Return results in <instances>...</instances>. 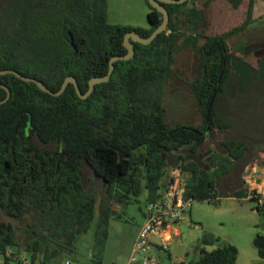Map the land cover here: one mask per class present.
<instances>
[{
  "label": "trees",
  "instance_id": "obj_1",
  "mask_svg": "<svg viewBox=\"0 0 264 264\" xmlns=\"http://www.w3.org/2000/svg\"><path fill=\"white\" fill-rule=\"evenodd\" d=\"M228 1L237 7L241 0ZM146 2L149 27L110 23L108 0H0V70H17L52 91L72 75L84 93L90 78L107 73L111 57L126 53L127 31L146 37L162 22V14ZM164 5L167 28L148 44L134 42L133 58L114 61L109 80L95 84L84 99L72 83L55 96L34 82L0 74V83L10 90L0 104V254L5 263L8 248L15 249L17 264L24 259L47 264L61 251H74V241L89 229L97 203L81 184L83 160L101 176L104 188L97 249L108 235L113 203H128L140 195L142 185L147 198L154 199L169 165L189 174L186 194L194 200L218 205L221 196L245 199L250 194L241 173L257 151L264 157V148L239 121L221 116L219 103L232 89L256 84V69L264 73L263 62L255 68L237 60L227 41L250 21L252 0L241 25L206 35L203 42V9L188 2ZM180 41L198 54L190 81L202 115L198 124L165 121L164 89ZM6 93L0 86V100ZM215 128L225 132L224 151L209 157L210 172L200 166L199 154ZM41 143H53L58 151ZM263 206L255 208L261 211ZM13 221L31 237L23 246ZM193 249L197 258L178 264H237V247L210 232H203ZM257 251L264 258V248Z\"/></svg>",
  "mask_w": 264,
  "mask_h": 264
},
{
  "label": "rangeland",
  "instance_id": "obj_2",
  "mask_svg": "<svg viewBox=\"0 0 264 264\" xmlns=\"http://www.w3.org/2000/svg\"><path fill=\"white\" fill-rule=\"evenodd\" d=\"M196 1L198 5H203L205 1V21L202 30L207 35L221 33L240 24L246 16L248 7V0H243L236 9L231 7L227 0ZM253 8L255 20L245 30L230 37L232 48L237 49L243 46V56L246 60H252L264 52V0H254ZM148 10L146 0H108V21L113 24L148 27ZM200 42H203V39ZM182 43V41L179 42V49L175 54L172 67L173 72L164 89L163 104L166 110V122L168 124H198L202 122V115L190 88V81L197 70L198 54L192 46ZM256 43L259 45H254ZM261 64L252 67L256 68ZM256 73L255 78H258L255 81L256 84H249L242 89L234 88L235 90L230 91L228 98H222L223 100L219 103V114L225 116L224 118L228 121L233 122V119L239 121L237 125H243L250 132V137H254L264 148V73L257 69ZM232 131L237 132V129ZM224 139L225 132L218 128L208 132L200 148L199 162L202 168L213 171L209 157L214 152L224 151L221 143ZM253 168L256 171L259 168L262 174L261 179H258V186L253 185L259 191L260 201L251 202L248 199L251 196L249 192L245 199L221 196L218 205L206 200H193L185 218L174 224L177 233L172 235L164 249L152 251L157 256L159 264H178L181 261L187 263L196 259L198 254L193 246L205 231L237 247V264H264V258L259 256L254 246L255 238L264 236V206L261 211L255 208L257 204L262 205L261 201L264 203V194H262L264 157L259 151L255 154L251 165L241 173V179L244 182ZM171 169V165L167 166L166 173ZM255 175L257 176L258 172ZM188 176L189 174H186V177ZM84 180L86 190L95 196L97 201L91 225L85 233L76 237L74 251H61L59 256L47 264H63L66 260H69L71 264H128L133 241L144 220L147 204L146 188L142 185L140 195L132 196L128 203H113L108 235L102 247L97 249L95 248V230L98 221V204L104 195V188L101 181L92 174H86ZM13 222L17 228V241L23 246L31 237L26 235L21 224L17 221ZM214 246H206V248L211 249ZM8 249L15 252L14 248ZM0 262L5 264L1 254ZM7 262L6 264H17L13 260Z\"/></svg>",
  "mask_w": 264,
  "mask_h": 264
},
{
  "label": "built area",
  "instance_id": "obj_3",
  "mask_svg": "<svg viewBox=\"0 0 264 264\" xmlns=\"http://www.w3.org/2000/svg\"><path fill=\"white\" fill-rule=\"evenodd\" d=\"M255 174L257 171L253 168L247 176L248 179H245L251 194H259L254 188L259 182ZM256 199L260 201V196ZM193 200L186 194V173L184 174L180 168L171 170L155 198L148 200L145 206L144 220L133 241L128 264H159L157 256L152 251L164 249L172 235L177 233L174 224L185 218ZM21 263L30 264L28 259L22 260ZM63 264L71 262L66 260Z\"/></svg>",
  "mask_w": 264,
  "mask_h": 264
},
{
  "label": "water",
  "instance_id": "obj_4",
  "mask_svg": "<svg viewBox=\"0 0 264 264\" xmlns=\"http://www.w3.org/2000/svg\"><path fill=\"white\" fill-rule=\"evenodd\" d=\"M184 0H149V2L163 15V20L162 22L152 31V33L149 36H141L140 34H138L135 31L129 30L124 34V38H123V45L126 48V53L122 54V55H115L113 57H111V59L109 60V69L107 71V73L103 76H94L92 78H90L89 83H88V89L82 93L80 91V88L78 86V83L75 79L74 76L72 75H68L66 76V78L64 79V81L62 82L60 88L57 91H52L50 90L48 87H46L39 79H36L34 77L31 76H26L21 74L20 72H18L17 70L14 69H3L0 70V74H7V73H11L14 74L16 77L22 79L23 81L26 82H34L36 83L40 89H42L45 92H48L52 95H60L61 93H63V91L65 90L66 86L69 83H72L75 87L76 93L77 95L84 99L86 97H88L93 89L95 84L100 83V82H105L107 80H109L110 75L113 71L114 68V61L116 60H128L131 59L134 56V42H139L142 44H148L149 42H151L160 32H162L163 30L166 29L167 25H168V21H169V14L167 9L165 8L164 4L165 3H182ZM0 86L2 88H4L7 92V95L4 99L0 100V104L5 102L9 96H10V90L7 86L3 85L0 83ZM82 167H84V171L83 174L81 175V184L82 187L84 189H86V182L84 180V177L86 174H92L95 178H97L98 180L101 181L102 183V178L101 176L95 171V169L88 163V162H84L82 163ZM258 175L257 178L261 179L262 174L261 172H259V168L257 169ZM257 199L256 198H251L250 201L251 202H255ZM1 219V217H0ZM254 246L257 249H263L264 248V236H258L255 238L254 240Z\"/></svg>",
  "mask_w": 264,
  "mask_h": 264
},
{
  "label": "flooded vegetation",
  "instance_id": "obj_5",
  "mask_svg": "<svg viewBox=\"0 0 264 264\" xmlns=\"http://www.w3.org/2000/svg\"><path fill=\"white\" fill-rule=\"evenodd\" d=\"M149 1V0H148ZM228 1V0H227ZM242 1L243 0H241L240 1V3L238 4V6L237 7H233L232 6V4L229 2V4L231 5V7H233L234 9H236V8H238L239 7V5L242 3ZM250 1L251 0H248V7H247V9H246V16H245V18H244V20L240 23V24H238V25H236V26H239V25H241L246 19H247V16H248V10H249V4H250ZM184 2H188L189 4H191V5H194L195 7H198V8H201V9H203V11H204V19H203V22H202V24H201V26H200V29H199V31H200V34L202 35V37L200 38V39H203V41L205 40L204 39V36H206L207 34H204V32H203V30H202V28H203V24H204V21H205V9H204V3H205V1H203V5L201 4V5H198V3H197V1L196 0H184L182 3H184ZM150 3V2H149ZM151 4V3H150ZM165 4H169V3H165ZM173 4H177V3H173ZM179 4H181V3H179ZM152 5V4H151ZM153 6V5H152ZM165 6V5H164ZM154 7V6H153ZM254 7V0H252V9H251V12H250V21L243 27V28H241V29H237V30H235V31H233V33H231L230 35H228V37H227V41H228V43H229V45H230V47H231V44H230V37L232 36V35H234L235 33H237V32H240V31H243V30H245L254 20H255V18L253 17V8ZM155 8V7H154ZM156 9V8H155ZM157 10V9H156ZM158 11V10H157ZM163 16V15H162ZM163 20V19H162ZM169 22V21H168ZM133 26V25H132ZM149 26H150V23H149ZM148 26V27H149ZM236 26H233L232 28H234V27H236ZM167 28V27H166ZM230 30V29H229ZM164 31V30H163ZM228 31V30H227ZM225 32V31H224ZM222 33V32H221ZM216 34H218V33H216ZM254 45H259L258 43H256V44H254ZM231 49L233 50V52H234V57L237 59V60H239V61H241V62H243L244 64H247L248 66H253V65H256V64H261L262 62H264V52H263V54H261V55H259V56H256L254 59H252V60H246L245 58H244V56H243V46H241L240 48H237V49H234V48H232L231 47ZM244 49H245V46H244ZM133 58V57H132ZM197 62H198V57H197ZM197 66H198V63H197ZM260 67V66H259ZM257 68V67H256ZM196 72H197V70H196ZM194 78V77H193ZM6 95H7V93H6ZM163 106H164V104H163ZM164 109H165V107H164ZM165 121H166V110H165ZM40 146L41 147H44V148H48V149H53V150H57L58 151V146H55V144H53V143H49V144H40ZM59 150H61V149H59ZM84 162H87V161H81V163H80V167H81V169H82V174H83V171H84V167H82V163H84ZM89 163V162H88ZM90 164V163H89ZM91 165V164H90ZM92 166V165H91ZM253 166V165H252ZM172 167V169L171 170H173V169H175V168H180V166H171ZM94 168V167H93ZM181 169V168H180ZM171 170H170V172H171ZM96 171V170H95ZM170 172H168V173H166V176H165V182L167 181V179H168V176H169V173ZM162 187V186H161ZM160 187V188H161ZM159 188V189H160ZM158 189V190H159ZM146 196H147V193H146ZM148 200H150V199H148L147 198V202H148Z\"/></svg>",
  "mask_w": 264,
  "mask_h": 264
},
{
  "label": "crops",
  "instance_id": "obj_6",
  "mask_svg": "<svg viewBox=\"0 0 264 264\" xmlns=\"http://www.w3.org/2000/svg\"><path fill=\"white\" fill-rule=\"evenodd\" d=\"M264 194V193H263ZM12 253H13V250H9V249H7V251H6V254H7V258H8V261L9 260H13V261H16V259L13 257V255H12ZM8 263V262H7ZM0 264H1V262H0ZM6 264V263H5Z\"/></svg>",
  "mask_w": 264,
  "mask_h": 264
}]
</instances>
